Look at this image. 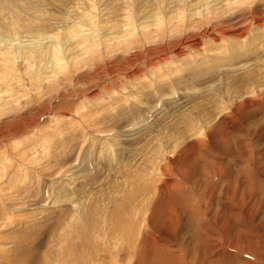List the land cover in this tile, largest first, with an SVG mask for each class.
Returning <instances> with one entry per match:
<instances>
[{"label":"rangeland","instance_id":"rangeland-1","mask_svg":"<svg viewBox=\"0 0 264 264\" xmlns=\"http://www.w3.org/2000/svg\"><path fill=\"white\" fill-rule=\"evenodd\" d=\"M0 264H264V0H0Z\"/></svg>","mask_w":264,"mask_h":264},{"label":"bare ground","instance_id":"bare-ground-1","mask_svg":"<svg viewBox=\"0 0 264 264\" xmlns=\"http://www.w3.org/2000/svg\"><path fill=\"white\" fill-rule=\"evenodd\" d=\"M226 60H227V59H226ZM236 60H237V59H236ZM233 62H234V61H233ZM233 62H232V63H233ZM234 63H237V62L235 61ZM254 64H255V63H254ZM232 65H233V64H232ZM236 65H239V64H235V66H236ZM223 74H224V73H223ZM183 96H184V95H183Z\"/></svg>","mask_w":264,"mask_h":264}]
</instances>
